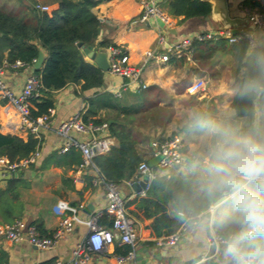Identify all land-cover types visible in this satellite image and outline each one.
Instances as JSON below:
<instances>
[{"label":"crops","instance_id":"0c3cea01","mask_svg":"<svg viewBox=\"0 0 264 264\" xmlns=\"http://www.w3.org/2000/svg\"><path fill=\"white\" fill-rule=\"evenodd\" d=\"M57 1L0 0V11L27 18L34 4H46L51 7ZM71 1L77 4L81 0ZM250 1L254 2L228 0L230 25L251 33V45L264 49V34L254 29L245 15L244 8L249 6ZM165 2L166 0H161L159 4L166 11ZM140 10V0H100L91 7V11L100 21L97 44L92 49L95 52H106V47L98 46L101 40L122 45L129 54L130 63L141 67V79L145 87L112 75L108 71H103V84L99 88L82 91L81 83L70 84L53 92L54 106L50 111L49 124L39 125L35 133L22 123L20 115L10 104L0 99V149L7 144L9 137L17 136L27 140L32 136L38 140L40 150V155L34 162L21 168V175L13 177L19 178L15 184L18 197L14 202L16 205L13 214H9L3 206L6 197L3 194L0 196V225L23 219L33 225L40 236L47 237L58 229L63 217H72L71 229L63 233L58 242L49 249H38L26 241L14 243L0 240V264H46L50 260H57L59 264H70L72 250L77 244L86 241L90 216L98 215L97 222L102 227L109 228L111 225L112 214L107 209L104 181L98 172L93 167L78 169L76 159H81V156L76 149L67 151L70 152L67 159L62 158L67 152H57L63 139L57 134L56 127L76 111H82V116L88 114L90 121L101 119L100 121L107 124L113 123V117H124L125 111L122 107H126V110L135 107L128 111V116L137 113L153 115L151 119L146 117L147 120L141 122L142 124L135 123V129L144 132V135L137 133L141 138L138 140L137 150L143 160L148 161L153 152L151 141L145 147L142 145L147 128L151 125L158 139L176 136L183 143L181 164L174 165L164 172L153 168L158 175L165 176L176 172L183 175L197 172L206 180L205 168L210 163L209 153L214 138L199 128L190 127L189 117L193 112L203 113L222 127L237 128L243 134L264 136V94L256 95L250 117H237L231 106L233 97L239 91L238 80L244 72V67L238 68L231 54L218 56L205 45H201L202 48L194 53L191 60L185 59L178 63L171 55V49L181 38L191 37L201 31L220 29L228 26L225 25L226 22L220 20L215 12L207 17L188 19L166 12L171 20L170 26L153 19L148 23L129 25L130 19L138 15ZM159 35H163L164 42L156 46ZM155 47L159 48L160 53L170 55L169 59L163 62L159 58L144 55ZM39 50H42L44 59L45 51L42 48ZM15 61L9 62L4 56L0 65H5L3 80L6 86L17 94L27 76L34 74V68L32 65L13 67ZM192 82H199L200 86L196 93L189 94L187 87ZM88 100H94V105L98 104L95 114L87 113V109L93 107V104L89 105ZM106 102L109 104L106 105ZM168 109L174 112L173 120L169 119L163 127L157 126L156 120L160 119V113ZM181 110L185 114L184 123L175 126L177 113ZM107 134L111 146L117 145L109 126ZM69 136L78 140L87 138L86 134L75 132H71ZM51 154H55V157ZM5 158V155L0 154V159ZM138 180L140 179L133 178L118 185L126 201L144 195L147 188L136 192L132 186V183ZM7 181H0V190L7 187ZM216 208L219 212L226 210L227 200L224 199L215 205L213 211ZM210 214L200 215L196 220L186 223L179 240L172 246L162 244V237L152 235L151 218H138L135 221L138 239L131 258L117 260L118 256L124 254L127 244L120 242L115 235L113 242L100 250H88L89 264H221L222 255L218 246L211 245L209 240L211 233H215L214 230L207 225H200V221L206 220Z\"/></svg>","mask_w":264,"mask_h":264},{"label":"trees","instance_id":"16d2710c","mask_svg":"<svg viewBox=\"0 0 264 264\" xmlns=\"http://www.w3.org/2000/svg\"><path fill=\"white\" fill-rule=\"evenodd\" d=\"M99 1L81 0L75 4L71 0H58L45 12L32 7L27 18L0 11V64L4 56L9 62L20 60L32 64L40 48L46 54L39 69H34L39 81V95L29 98V115L33 120L53 108L52 95L55 91L78 83H81L82 91L102 86L103 71L85 61L77 46L79 41L90 47L97 44L100 21L91 11V7ZM257 5H259L257 0L249 3V6ZM165 7L168 14L182 16V19L207 17L211 13V4L203 0H166ZM99 43L98 46L102 48L112 44L107 40H101ZM201 45H205L209 51L212 50L218 56L231 54L238 68L244 67L242 77L238 80L239 91L233 97L231 106L237 117H250L256 95H243L242 88L247 80L264 75V49L252 46L248 38L229 44L225 38L219 37L216 40L194 42L192 57L202 48ZM173 58L178 60V63L185 60L184 56ZM88 101L93 107L87 109V113L95 114L98 104L94 105V100ZM107 104L109 102H106ZM125 108L122 107L125 111L123 118L113 117V123L108 124L111 135L117 140V145L111 146L104 154L96 155L92 160L101 179L116 185L136 178L137 166L143 161L137 150L138 141L134 135L138 131L135 129V119L140 113L128 116L130 115L128 111L135 107L132 106L128 110ZM82 117L84 121H88V114ZM146 117L151 119L154 116L150 114ZM100 120L92 121L103 122ZM38 147V140L32 136L27 140L12 136L0 149V154L5 155L9 162H19ZM69 153L62 155V158L67 159ZM51 156L55 157V154ZM79 161L80 158L76 159L77 163ZM18 179H9L7 187L0 190V196L3 194L6 197L3 206L9 214H13L16 205L14 202L18 194L15 193V184ZM204 185L205 180L197 172L187 175L176 172L168 176L156 174L143 196L126 201L125 211L134 221L138 218H151L152 235L162 238L171 236L182 225L196 220L200 215L211 213L209 207L219 197L215 200L211 199ZM214 211L219 213L217 208ZM179 212L181 215L178 214ZM131 250H133L132 246L127 244L121 256H126Z\"/></svg>","mask_w":264,"mask_h":264},{"label":"built area","instance_id":"2783aa9c","mask_svg":"<svg viewBox=\"0 0 264 264\" xmlns=\"http://www.w3.org/2000/svg\"><path fill=\"white\" fill-rule=\"evenodd\" d=\"M160 1L140 0L141 10L138 15L130 19L129 25L144 24L153 19L160 20L165 26H170L171 20L159 4ZM257 1L261 5L245 7L244 11L248 23L254 29L264 34V0ZM33 8L45 12L49 9V6L36 3L33 5ZM219 37L225 38L229 44L236 43L242 38H248L250 44L253 43L251 33L246 30H239L237 33H232L230 28H220L201 31L191 37L181 38L171 49V55L175 57L184 56L186 60H191L192 45L194 42L201 43L208 40H216ZM163 39V35H159L156 40V46L161 45L164 42ZM105 51L108 61L107 71L110 74L126 78L129 82H137L142 87H145L141 79V67L130 63L129 54L122 45L109 44L106 46ZM144 55L159 58L163 62L167 61L170 56L167 53H160L159 48L156 47L153 50L146 51ZM32 64L17 60L12 66L28 67ZM4 66L0 65V99L10 104L20 115L22 123L29 126L31 132L35 133L39 125L47 126L49 124L51 111L50 108L48 113L39 116L35 120L29 115V98L39 95L38 77L35 74L28 75L20 92L16 94L6 86L3 80ZM199 86V82H192L187 87V92L194 94L199 89ZM107 128L108 124L106 122L95 123L90 120L84 121L82 111H76L61 121L56 127L57 134L63 139V142L58 146L57 152L64 154L70 149H76L80 152L81 156L80 162L77 164L78 169L93 167L98 172L92 160L96 155L108 152L111 147V140L107 134ZM71 132L86 134L87 138L84 140L71 138L69 136ZM150 146L153 151L151 158L159 155L160 159L154 166H149L147 160H143L138 164L135 177L145 182V189L157 174L153 168L164 172L174 165L181 164L183 161V143L176 136L152 140ZM39 155L40 150L36 148L27 158L19 162H9L7 158L0 159V169H9L11 171L21 169L29 163L34 162ZM104 187L107 209L112 214L111 225L109 228L102 227L97 222L98 215L94 214L90 216L86 241L85 243L77 244L72 250L70 264H89L88 250H100L105 245L113 242L115 235L120 242L130 245L132 248L138 239L135 221L125 211L126 198L121 195L118 185L104 181ZM82 206L80 205V207ZM209 211L213 212V205H210ZM178 214L181 215L180 212ZM184 225L175 234L162 238L161 243L167 246L174 245L179 240ZM71 227L72 217L65 216L59 222L58 229L51 236L43 237L39 235L33 225L28 224L23 219H15L11 223L0 225V240H8L14 243L26 241L38 249L45 250L52 248L58 242V239L63 236V233L69 231ZM209 240L211 245H217L215 233H211ZM133 255L134 252L131 250L126 256H118L117 260L129 259ZM46 264H59V262L57 260H50Z\"/></svg>","mask_w":264,"mask_h":264},{"label":"clouds","instance_id":"9594fccd","mask_svg":"<svg viewBox=\"0 0 264 264\" xmlns=\"http://www.w3.org/2000/svg\"><path fill=\"white\" fill-rule=\"evenodd\" d=\"M242 94H264V75L247 80ZM189 120L214 138L205 191L227 200L226 210L213 211L200 225L214 230L221 264H264V136L222 127L203 113Z\"/></svg>","mask_w":264,"mask_h":264},{"label":"water","instance_id":"95a60500","mask_svg":"<svg viewBox=\"0 0 264 264\" xmlns=\"http://www.w3.org/2000/svg\"><path fill=\"white\" fill-rule=\"evenodd\" d=\"M203 1H208L211 4V13L215 12L216 15L220 20H223L226 22L225 25L228 26H223L222 28H227L231 27V19L229 18L228 15V0H203ZM229 23V24H227ZM232 33H237L239 30L235 27H231ZM77 46L80 49L81 54L83 55L85 61L90 62L92 64H95L99 69L102 71H107L108 69V61H107V56L106 52L104 51H99L95 52L92 47L86 46L83 44L81 41L77 42ZM43 62V52L42 50L38 51L37 57L35 58L32 66L34 69H39L41 63ZM160 159V156H154L148 160V165L149 166H154ZM17 175H21V170H15L11 171L9 169H0V181L2 180H9ZM132 186L134 187L136 192H140L142 189L145 187V182L143 180H138L132 183ZM225 198L219 197L213 205V208L215 205L219 204L222 202ZM88 207H90L88 205Z\"/></svg>","mask_w":264,"mask_h":264},{"label":"rangeland","instance_id":"374dc122","mask_svg":"<svg viewBox=\"0 0 264 264\" xmlns=\"http://www.w3.org/2000/svg\"><path fill=\"white\" fill-rule=\"evenodd\" d=\"M173 111H171V110H167L166 112H162V113H160V119H157V117H156V124H157V126H159V127H163L168 121H169V119L170 120H173ZM178 115H177V118L175 119V121H176V123H175V126H176V124L178 125H182V123H184V120H185V118H184V112H183V110H181L180 112H178L177 113ZM136 121H135V123H137V122H139L140 124H142L141 122H143V121H145V120H147V118H146V115H140V116H136V119H135ZM181 123V124H180ZM152 126L153 125H151L150 126V128H147V132H146V134H145V136H144V138H143V142H142V145H144L143 147H145L146 146V144L148 143V142H150V141H152V140H155V139H158L157 137V135H156V133L151 129L152 128ZM184 126V125H183ZM183 126H182V128H183ZM137 133L138 132H140V134H143L144 135V132H142V131H136ZM134 134L135 136H136V139H137V141L138 140H140L141 138H140V136H138L139 134Z\"/></svg>","mask_w":264,"mask_h":264}]
</instances>
